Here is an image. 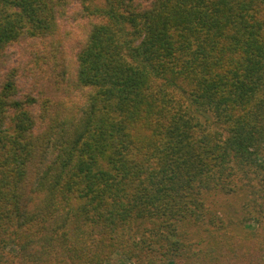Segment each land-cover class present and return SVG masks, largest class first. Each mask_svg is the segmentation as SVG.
<instances>
[{"label": "trees", "instance_id": "obj_1", "mask_svg": "<svg viewBox=\"0 0 264 264\" xmlns=\"http://www.w3.org/2000/svg\"><path fill=\"white\" fill-rule=\"evenodd\" d=\"M25 38L52 77L0 84V264L214 259L225 199L262 212L264 0H0V57Z\"/></svg>", "mask_w": 264, "mask_h": 264}, {"label": "rangeland", "instance_id": "obj_2", "mask_svg": "<svg viewBox=\"0 0 264 264\" xmlns=\"http://www.w3.org/2000/svg\"><path fill=\"white\" fill-rule=\"evenodd\" d=\"M75 5L73 1L68 15L60 22V31L66 30L69 34L65 37V49L68 53L77 47L81 37L79 28L84 19L74 10ZM47 43V38H25L8 46L3 57H0V84L11 79L18 90V97L30 94L39 99L38 91L43 94L50 91L49 87L43 88L52 77L51 64L45 56L48 51ZM34 107L37 111L38 107ZM233 197L235 196H230L224 201L223 221L226 235L220 237H227L229 242L225 241L223 245L221 239L218 248L222 256L205 259L204 255L198 252V257H189L184 264H264V199L261 202L262 212L257 216L244 212L242 204L245 201ZM229 205H232V208ZM202 249L203 244L195 248L196 251ZM107 264L128 263L121 257L114 256Z\"/></svg>", "mask_w": 264, "mask_h": 264}]
</instances>
